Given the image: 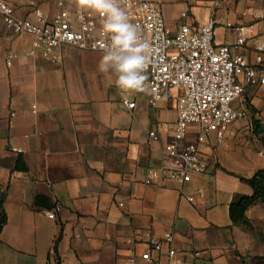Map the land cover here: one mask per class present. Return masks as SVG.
Masks as SVG:
<instances>
[{
    "label": "crops",
    "instance_id": "obj_1",
    "mask_svg": "<svg viewBox=\"0 0 264 264\" xmlns=\"http://www.w3.org/2000/svg\"><path fill=\"white\" fill-rule=\"evenodd\" d=\"M152 1L162 5L171 28L214 18L219 45L234 44L237 27L255 25V36L238 51L250 62L264 46V0ZM8 2L20 18L32 3L49 17L77 5ZM30 50V38L8 31L0 17V196L6 193L7 215L0 264H58L59 237L61 264H144L147 234L166 232L174 233L172 247L187 264H264V203L246 211L248 227L230 217L235 195H253L241 178L264 169V148L253 133V123L264 122V86H246L234 103L248 111V120L235 122L223 140L207 135L205 174L185 184L164 178L149 184L151 169L173 165L168 146L183 93L171 90L151 108L144 92H125L136 101L130 111L114 73L98 70L102 53L63 47L46 59ZM151 131L160 141H150ZM197 132L192 127L188 141ZM39 194L52 207L61 205L56 219L48 217L52 208L35 206ZM167 248L155 254L160 264L167 263Z\"/></svg>",
    "mask_w": 264,
    "mask_h": 264
},
{
    "label": "built area",
    "instance_id": "obj_2",
    "mask_svg": "<svg viewBox=\"0 0 264 264\" xmlns=\"http://www.w3.org/2000/svg\"><path fill=\"white\" fill-rule=\"evenodd\" d=\"M119 3L129 20L139 25L142 39L152 46L145 73L147 91L144 92L149 106L158 108L171 90L183 93L177 105L174 142L168 146L173 165L151 169L146 182L151 184L164 178L189 183L194 175L208 171L209 165L202 156L207 135L214 133L223 140L235 122L250 118L247 110L236 108L234 103L242 99L246 86H264V46L258 47L255 60L250 62L238 51L255 36V25L237 27L236 42L219 45L215 43L217 22L214 18L204 24L182 23L171 28L158 2L119 0ZM187 16V13L182 14L183 18ZM0 17L8 31L30 38L31 56L52 59L63 47L102 53L101 45L110 43L109 37L101 30L103 17L78 5L73 12L49 17L32 3L30 14L20 18L8 0H0ZM120 99L126 109H136V101L126 98L121 90ZM194 126L198 131L197 138L191 142L188 138ZM150 141H160L155 131L150 132ZM186 198L195 202L193 195ZM61 211V205L55 204L48 217L56 219ZM131 243L135 241L132 239ZM146 243L144 264H160L155 254H161L166 246V264H187L172 247L173 232H166L163 237L148 233ZM135 262L133 256L131 263Z\"/></svg>",
    "mask_w": 264,
    "mask_h": 264
},
{
    "label": "clouds",
    "instance_id": "obj_3",
    "mask_svg": "<svg viewBox=\"0 0 264 264\" xmlns=\"http://www.w3.org/2000/svg\"><path fill=\"white\" fill-rule=\"evenodd\" d=\"M77 5L103 17L101 30L110 43L101 45L98 70L114 73L122 92H146L152 46L142 39L139 25L129 20L119 0H77Z\"/></svg>",
    "mask_w": 264,
    "mask_h": 264
},
{
    "label": "trees",
    "instance_id": "obj_4",
    "mask_svg": "<svg viewBox=\"0 0 264 264\" xmlns=\"http://www.w3.org/2000/svg\"><path fill=\"white\" fill-rule=\"evenodd\" d=\"M253 133L259 140L260 144L264 148V122L255 121L253 123ZM242 181L248 183L252 190V196L235 195L230 205V217L235 225L243 227L249 226L248 218L246 217V211L258 203H264V169L259 170L252 178L245 179L241 178ZM6 200V193L2 192L0 196V235L4 226L7 223V215L4 210V203ZM61 240L59 237L56 241L55 246V257L59 261L58 244ZM1 243V240H0Z\"/></svg>",
    "mask_w": 264,
    "mask_h": 264
},
{
    "label": "water",
    "instance_id": "obj_5",
    "mask_svg": "<svg viewBox=\"0 0 264 264\" xmlns=\"http://www.w3.org/2000/svg\"><path fill=\"white\" fill-rule=\"evenodd\" d=\"M51 199L49 196L44 195V194H39L38 196H36L35 198V206L40 207V208H44V209H51L52 205H51Z\"/></svg>",
    "mask_w": 264,
    "mask_h": 264
},
{
    "label": "rangeland",
    "instance_id": "obj_6",
    "mask_svg": "<svg viewBox=\"0 0 264 264\" xmlns=\"http://www.w3.org/2000/svg\"><path fill=\"white\" fill-rule=\"evenodd\" d=\"M128 95L131 93V92H126Z\"/></svg>",
    "mask_w": 264,
    "mask_h": 264
}]
</instances>
